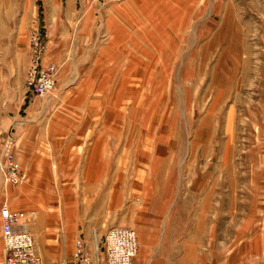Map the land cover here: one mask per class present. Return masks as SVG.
Returning a JSON list of instances; mask_svg holds the SVG:
<instances>
[{
  "label": "rangeland",
  "instance_id": "1",
  "mask_svg": "<svg viewBox=\"0 0 264 264\" xmlns=\"http://www.w3.org/2000/svg\"><path fill=\"white\" fill-rule=\"evenodd\" d=\"M92 1L90 45L99 50L89 55L81 0H0L3 106L13 113L23 81L25 96H33L26 89L31 35L39 30L49 45L48 31L58 25L66 49L56 63L55 95L77 97L74 86L90 76L97 58L101 86L90 94L107 98L100 110L104 129L109 121L119 128V141L134 146L137 160L120 172L139 182L124 202L123 225L134 227L139 240L133 264H258L244 249L257 232L264 237V0ZM142 76L146 90L139 88ZM133 108L137 121L130 127L124 117ZM17 125L8 129L0 155L2 177L16 150ZM153 159L168 163L153 167ZM26 180L5 177L3 190ZM73 201L78 207L86 199L76 192ZM54 202L64 203L60 193ZM107 231L92 240L90 264L104 263ZM3 250L0 235V263Z\"/></svg>",
  "mask_w": 264,
  "mask_h": 264
},
{
  "label": "crops",
  "instance_id": "2",
  "mask_svg": "<svg viewBox=\"0 0 264 264\" xmlns=\"http://www.w3.org/2000/svg\"><path fill=\"white\" fill-rule=\"evenodd\" d=\"M96 3L81 0L80 4L85 50L89 55L93 49L99 50L97 45H90L95 27L92 19H96V15L91 14V7ZM58 19L59 24L64 22L63 15H59ZM59 28L58 25L51 26L48 31L49 45L45 59L53 63L62 61L65 55L66 46ZM94 61L97 66V58ZM95 67L84 83L74 86L79 92L77 97L59 96L53 92V96L46 100L33 96L29 98L25 96L23 81L13 113L10 107L3 106L0 98V155L9 141L8 129L18 123L14 155L16 153L19 157L27 176L24 185L12 187L7 193L3 190L5 175L4 178L0 175V214L4 204H9L13 211L27 212L26 219L30 222L38 252L47 264L70 261L77 239L84 240L91 255L93 239L103 238L110 227L128 226L123 225L128 222L129 209L124 202L133 197L132 191L139 188V182H130L127 175L120 174L124 168L130 167L133 159L137 160L133 144L119 141V128L111 126L109 121L104 129V112L100 110L107 98L90 94L92 88L101 86V81L94 78ZM113 115V112L106 114L111 119ZM127 122L132 127L129 119ZM120 150L124 151L121 157L118 155ZM164 163L168 161L153 159L150 166ZM56 192L64 198L62 205L54 202ZM76 192L79 198L86 199L84 204L79 202L78 207L73 201ZM31 211L36 212L35 217ZM183 243L187 247L189 241ZM244 253L249 262H264L262 233L257 232L248 240ZM4 257L5 245L0 264H4Z\"/></svg>",
  "mask_w": 264,
  "mask_h": 264
},
{
  "label": "built area",
  "instance_id": "3",
  "mask_svg": "<svg viewBox=\"0 0 264 264\" xmlns=\"http://www.w3.org/2000/svg\"><path fill=\"white\" fill-rule=\"evenodd\" d=\"M33 57L30 76L27 82V93L33 96L51 95L58 82L61 66L44 62L48 48L43 34L36 30L31 35ZM5 177L18 184L26 179L21 165L13 153H9L5 161ZM36 216L35 211H31ZM1 235L5 245L4 264H47L38 252L34 236L31 232L27 212L13 211L9 206L1 208ZM103 249V264H133L138 254L139 240L134 228L115 226L108 230ZM91 255L82 239H77L73 259L64 264H90ZM98 264H101L100 260Z\"/></svg>",
  "mask_w": 264,
  "mask_h": 264
},
{
  "label": "bare ground",
  "instance_id": "4",
  "mask_svg": "<svg viewBox=\"0 0 264 264\" xmlns=\"http://www.w3.org/2000/svg\"><path fill=\"white\" fill-rule=\"evenodd\" d=\"M134 77H135V76H134ZM136 77H137V76H136ZM132 78H133V77H132ZM133 80H134V78H133ZM135 80H136V79H135ZM135 80H134V81H135ZM137 80H139V79H137ZM139 81H140V85H141V86L139 87L140 90H141V89H142V90H146V87H147V85H148V83L146 84V82H145V81H147V80H146V77H145V76H142V78H141ZM133 84H134V83H133ZM140 90H139V91H140ZM139 91H138V92H135V94H136V93L139 94ZM133 94H134V93H133ZM138 96H139V95H138ZM122 98H123V97L116 98V102L119 103V102L121 101ZM102 99H103V98H102ZM139 101H141V100H139ZM155 102H158V101H155ZM141 104H142V103L139 102V106H140ZM127 114H128V113H127ZM124 118H125V119L128 118V119H129V122H131V123L134 125V123H136V121H137V120H136V110L133 108V109H132V112L130 111L129 115H128V116H125ZM128 119H127V120H128ZM150 119H151V118H150ZM129 124H130V123H129ZM132 124H131V125H132ZM136 127H137V126H136ZM143 131H144V130H143ZM148 131H149V130H148ZM143 133H144V132H143ZM146 136H147V135H145L144 137H146ZM152 143H153V142H152ZM157 143H158V142H157Z\"/></svg>",
  "mask_w": 264,
  "mask_h": 264
}]
</instances>
